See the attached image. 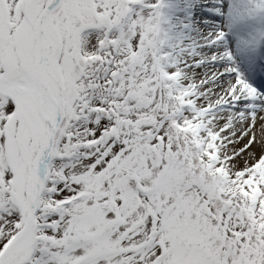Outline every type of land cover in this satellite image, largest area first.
<instances>
[{
    "label": "snow or ice",
    "instance_id": "1",
    "mask_svg": "<svg viewBox=\"0 0 264 264\" xmlns=\"http://www.w3.org/2000/svg\"><path fill=\"white\" fill-rule=\"evenodd\" d=\"M0 264H264V0H0Z\"/></svg>",
    "mask_w": 264,
    "mask_h": 264
}]
</instances>
